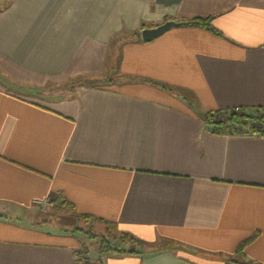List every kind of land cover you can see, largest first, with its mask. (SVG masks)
I'll use <instances>...</instances> for the list:
<instances>
[{
    "label": "crops",
    "instance_id": "0c3cea01",
    "mask_svg": "<svg viewBox=\"0 0 264 264\" xmlns=\"http://www.w3.org/2000/svg\"><path fill=\"white\" fill-rule=\"evenodd\" d=\"M237 108L264 111V0H0V264H264V135L202 118ZM58 195L143 244L34 219Z\"/></svg>",
    "mask_w": 264,
    "mask_h": 264
},
{
    "label": "trees",
    "instance_id": "16d2710c",
    "mask_svg": "<svg viewBox=\"0 0 264 264\" xmlns=\"http://www.w3.org/2000/svg\"><path fill=\"white\" fill-rule=\"evenodd\" d=\"M184 25L188 26H194V27H200L204 28L216 35L221 36V33L216 30L211 25L210 18L207 19H193L189 20L187 22H184ZM113 59L115 58V53L113 54ZM114 61V60H113ZM88 82V80L85 79H72L68 81L67 83L61 84L62 90L64 92H71L73 90H76L82 86L85 85V83ZM260 109H241L240 112H235L234 110H226V111H213V112H207L202 115V118L204 122L212 127V130L221 135H238L240 132H248V131H254L255 128L252 127L251 124L256 123L257 120L262 121L263 118L257 117ZM54 205V209L57 211H74V207L71 203L67 202L66 200H63L61 195H58L57 198L52 201ZM79 219L82 218L84 221L89 220H98L92 216L89 215H80L78 216ZM102 221V220H100ZM106 225V237H101V243H100V252L106 253L110 250H115L119 253H125L124 250H119L113 248L109 243L108 239H117L120 244H134V245H142L143 243L140 240H137L130 235L126 233H120L116 227V224L112 222H104ZM98 237V235H92L90 238ZM257 237V234H254L252 237L242 241L235 253L234 256H241L243 257L244 249L246 246L254 241V239ZM76 257L82 264H91L89 260V248L85 245L82 246L81 250L76 252Z\"/></svg>",
    "mask_w": 264,
    "mask_h": 264
},
{
    "label": "rangeland",
    "instance_id": "374dc122",
    "mask_svg": "<svg viewBox=\"0 0 264 264\" xmlns=\"http://www.w3.org/2000/svg\"><path fill=\"white\" fill-rule=\"evenodd\" d=\"M108 83V82H107ZM62 85H49L46 88L43 89H29L31 92L32 97L35 96V99H39L41 100L43 99H47L48 95H50V93H60L63 91H61ZM26 92V91H25ZM258 119L259 118H263L262 121L257 120L256 123L251 124L252 127L255 128L254 131H248V132H240L239 134H261L264 135V111H259V114L257 115ZM33 210L32 215H34V219L36 220H40L41 222L46 220L50 223H52L53 225H57V226H64L67 227L71 230H75V231H80L82 233H85L87 236V244L88 246H90V249L93 252H97L101 243V237H106L105 232H103V230H101L97 226V223H93L92 220L89 221H80V220H75L73 218V215L70 214L69 212H59L57 210L54 209V207L48 203H38L35 204V207ZM98 235V237H94V238H90L92 237V235ZM90 238V239H88ZM108 243L112 246V247H120V243L118 242L117 239H112L109 238L108 239Z\"/></svg>",
    "mask_w": 264,
    "mask_h": 264
},
{
    "label": "water",
    "instance_id": "95a60500",
    "mask_svg": "<svg viewBox=\"0 0 264 264\" xmlns=\"http://www.w3.org/2000/svg\"><path fill=\"white\" fill-rule=\"evenodd\" d=\"M183 24L185 23L169 20L157 27L145 28L141 31V39L143 42H151L155 40L156 38L160 37L161 35H163L166 31H168L172 27H176V26L183 25Z\"/></svg>",
    "mask_w": 264,
    "mask_h": 264
},
{
    "label": "built area",
    "instance_id": "2783aa9c",
    "mask_svg": "<svg viewBox=\"0 0 264 264\" xmlns=\"http://www.w3.org/2000/svg\"><path fill=\"white\" fill-rule=\"evenodd\" d=\"M232 111V110H231ZM235 112H240L241 109L237 108V109H234ZM259 114V113H258Z\"/></svg>",
    "mask_w": 264,
    "mask_h": 264
}]
</instances>
